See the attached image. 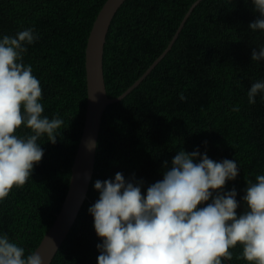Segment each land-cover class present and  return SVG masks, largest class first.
I'll return each mask as SVG.
<instances>
[{"label":"trees","instance_id":"trees-1","mask_svg":"<svg viewBox=\"0 0 264 264\" xmlns=\"http://www.w3.org/2000/svg\"><path fill=\"white\" fill-rule=\"evenodd\" d=\"M105 1L0 0V35L29 27L39 35L23 61L40 81L42 115L64 121L56 143L46 134L38 139L44 155L31 177L0 201V233L23 247L25 255L39 245L68 189L87 101L85 47ZM193 2L125 0L120 5L103 51L108 97L122 94L166 49ZM256 16L251 0H200L170 50L134 89L105 108L87 197L50 264H97L101 238L88 212L99 198L96 180L134 174L146 189L163 178L164 162L170 167L181 149L237 162L238 176L226 182L224 191L236 189L238 215L246 209L247 181L264 174V99L257 95L249 104L247 97L250 85L264 79V61H251L252 49L264 45V33L249 29ZM15 134L32 133L22 124ZM230 251L233 259L227 264H248L237 259L242 246Z\"/></svg>","mask_w":264,"mask_h":264},{"label":"clouds","instance_id":"clouds-1","mask_svg":"<svg viewBox=\"0 0 264 264\" xmlns=\"http://www.w3.org/2000/svg\"><path fill=\"white\" fill-rule=\"evenodd\" d=\"M251 4L257 16L249 29L264 33V0ZM38 39L32 27L0 35V201L13 186H23L41 161L44 150L38 139L46 134L47 141L56 143L64 123L59 115H42L40 81L23 61L27 46ZM251 61H264V45L252 49ZM257 95L264 99V79L250 85L248 103L254 104ZM180 99H186L182 93ZM22 124L32 134L16 135ZM94 146L91 142L90 148ZM238 173L233 160L217 162L198 149H181L170 167L164 162L163 178L146 189L134 174L126 179L117 172L113 178L96 180L99 198L88 212L101 238L97 264H227L233 259L230 249L238 244L242 252L237 259L264 264V174L247 181L242 197L247 207L238 215L236 189L224 191ZM0 264L44 262L37 251L25 255L23 247L0 233Z\"/></svg>","mask_w":264,"mask_h":264},{"label":"water","instance_id":"water-1","mask_svg":"<svg viewBox=\"0 0 264 264\" xmlns=\"http://www.w3.org/2000/svg\"><path fill=\"white\" fill-rule=\"evenodd\" d=\"M124 1L125 0H106L99 10L87 37L84 62L87 101L84 123L73 156L66 195L52 225L34 250L41 255L44 264L51 263L87 197L89 184L93 174L98 132L105 108L109 104L122 99L134 89L170 50L178 33L184 26L186 19L200 0H195V2L191 4L182 17V20L166 49L151 63L147 70L122 94L111 98L107 96L105 89L102 63L103 51L110 22L115 12ZM91 142H95V146L90 148Z\"/></svg>","mask_w":264,"mask_h":264}]
</instances>
